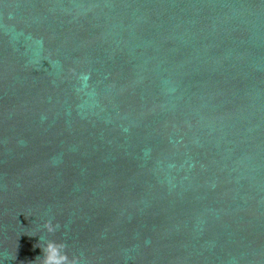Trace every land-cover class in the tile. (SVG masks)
Segmentation results:
<instances>
[{
    "label": "water",
    "instance_id": "obj_1",
    "mask_svg": "<svg viewBox=\"0 0 264 264\" xmlns=\"http://www.w3.org/2000/svg\"><path fill=\"white\" fill-rule=\"evenodd\" d=\"M48 241L264 264V0H0V264Z\"/></svg>",
    "mask_w": 264,
    "mask_h": 264
},
{
    "label": "clouds",
    "instance_id": "obj_2",
    "mask_svg": "<svg viewBox=\"0 0 264 264\" xmlns=\"http://www.w3.org/2000/svg\"><path fill=\"white\" fill-rule=\"evenodd\" d=\"M175 89H173L174 91ZM127 132V129H124ZM147 154V152H146ZM45 227L49 232H54L59 225H52L51 222H48ZM149 241H145V244H148ZM65 245L58 244L55 241H48L44 252V264H80L79 258L69 259V257L64 253Z\"/></svg>",
    "mask_w": 264,
    "mask_h": 264
}]
</instances>
